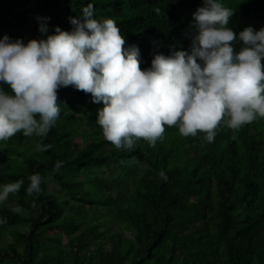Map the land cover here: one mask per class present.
Masks as SVG:
<instances>
[{
  "label": "trees",
  "instance_id": "16d2710c",
  "mask_svg": "<svg viewBox=\"0 0 264 264\" xmlns=\"http://www.w3.org/2000/svg\"><path fill=\"white\" fill-rule=\"evenodd\" d=\"M20 2L0 0V24L21 35L32 27L33 39L41 38L37 15L50 17L49 34L71 31L69 18L93 4L94 18L116 22L125 47H139L143 69L154 52L189 48L202 0H36L35 13ZM221 2L235 32L264 26V0ZM58 105L46 136L0 141V186L23 181L0 203V264H264V118L233 130L225 117L212 142L165 125L154 147L139 139L126 150L103 137L95 123L103 103L90 93L61 87ZM37 143L52 147L37 152ZM35 173L42 192L29 196Z\"/></svg>",
  "mask_w": 264,
  "mask_h": 264
},
{
  "label": "clouds",
  "instance_id": "9594fccd",
  "mask_svg": "<svg viewBox=\"0 0 264 264\" xmlns=\"http://www.w3.org/2000/svg\"><path fill=\"white\" fill-rule=\"evenodd\" d=\"M232 16L221 0H202L192 13L189 48L154 52L142 69L139 47H125L116 22L94 18L93 4L69 18L71 31L56 26L49 34L50 17L37 15L41 38H0V85L10 87H0V141L17 133L46 136L61 112L58 89L67 86L103 103L95 123L117 149L132 150L139 139L154 147L165 125L177 126L182 136L205 133L203 139L212 142L225 117L233 130L264 118V26L237 33L229 27ZM51 147L37 143L36 151ZM62 164L57 161L53 170ZM28 180L27 195L42 192L39 173ZM22 184L0 186V203Z\"/></svg>",
  "mask_w": 264,
  "mask_h": 264
},
{
  "label": "rangeland",
  "instance_id": "374dc122",
  "mask_svg": "<svg viewBox=\"0 0 264 264\" xmlns=\"http://www.w3.org/2000/svg\"><path fill=\"white\" fill-rule=\"evenodd\" d=\"M35 6H36V0H22V2H20L18 5V9H23V10L29 11L30 13H35L34 11ZM15 15H17V13H15ZM27 28L31 29L32 27H27ZM27 28L25 29L24 35H21V34L14 33L13 29L9 27L5 22L1 23L0 24V38H2L4 34H8L12 39L22 38L25 42H27L28 40L33 39L31 37L32 34L29 32V30L27 31ZM10 238L11 237L8 236L9 240ZM60 248L62 249V252L65 253L66 256H68L67 253L69 251V245L67 243V238L65 236L62 239V244Z\"/></svg>",
  "mask_w": 264,
  "mask_h": 264
}]
</instances>
